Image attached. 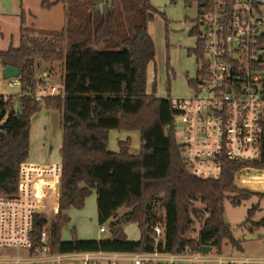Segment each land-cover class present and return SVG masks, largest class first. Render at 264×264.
I'll return each instance as SVG.
<instances>
[{
	"label": "trees",
	"instance_id": "1",
	"mask_svg": "<svg viewBox=\"0 0 264 264\" xmlns=\"http://www.w3.org/2000/svg\"><path fill=\"white\" fill-rule=\"evenodd\" d=\"M56 2L64 4L65 23L60 30L22 24L19 44L0 49V64L18 68L20 81V95L0 94L1 195L12 196L17 190L19 165L29 154L34 114L42 108L60 113L57 209L50 217L36 215L35 241L45 228L51 251L62 253L138 252L154 247L180 252L187 246H211L222 252L224 239L240 247L223 218L224 201L239 204L252 194L264 195L235 183V173L244 166L264 168V121L257 158L225 160L218 178L193 175L182 162L170 100L156 95L155 79L146 89L147 67L154 60L149 16L164 17V13L150 0H41V5ZM188 32L195 34L194 29ZM188 52L197 54L193 47ZM53 62L60 63L61 93L38 100L32 95L44 76H36L35 66ZM111 129L138 130L139 151L129 152L128 138L118 141L117 151L110 150ZM93 190L97 222H106L109 235L81 239L72 233L70 239H61V228L69 222L67 210L82 208ZM121 207L125 210L118 216ZM257 208L258 202L252 203L241 225L261 222L251 219ZM128 222L137 224V239L127 238L124 225ZM195 222L199 226L191 235ZM156 224L161 228L157 242Z\"/></svg>",
	"mask_w": 264,
	"mask_h": 264
},
{
	"label": "built area",
	"instance_id": "2",
	"mask_svg": "<svg viewBox=\"0 0 264 264\" xmlns=\"http://www.w3.org/2000/svg\"><path fill=\"white\" fill-rule=\"evenodd\" d=\"M195 15L196 72L191 94L169 99L172 125L180 124L181 158L188 171L200 178H218L225 160L244 162L259 156L261 123L264 121V0H192ZM44 76H51L45 72ZM3 78V77H2ZM17 86L18 77L3 78ZM44 77L36 99L61 93L60 84ZM20 95V92L19 94ZM176 133V131H175ZM60 162L33 163L26 159L18 168L17 190L0 194V264H65L82 259L98 264L96 254L111 255V264H255L264 258L233 256L212 249L187 246L180 252L153 248L138 252H52L45 228L33 235L35 217L48 213L47 198L59 190ZM154 241L161 235L153 226ZM100 224L98 232H104Z\"/></svg>",
	"mask_w": 264,
	"mask_h": 264
},
{
	"label": "rangeland",
	"instance_id": "3",
	"mask_svg": "<svg viewBox=\"0 0 264 264\" xmlns=\"http://www.w3.org/2000/svg\"><path fill=\"white\" fill-rule=\"evenodd\" d=\"M9 1L10 10H7L0 1V49L19 44L21 39L19 29L22 24L36 29L60 30L65 23L64 4L62 2H56L50 7H45L41 5V0ZM150 2L156 9L164 13V17L159 14L149 16L148 31L154 41V60L147 67L146 89L150 90L151 83L155 79L156 95L158 97L168 99L188 97L191 94L189 81L195 75L197 65L195 55L188 52V48H192L195 43L194 37L188 32L191 26L190 19L195 15V5L191 0L189 3L186 0H150ZM22 12L23 23L21 22ZM49 68L51 76L41 74V72H47ZM167 72L169 75H167ZM35 73L37 77L41 75L49 77L48 81L59 85L60 63L53 62L42 64L39 67L35 66ZM17 92V86H7L4 79L0 77V94H6L7 96L11 94V97H15ZM48 112L51 114V124L55 126L56 133L59 134L58 138H60V113L58 110L42 108L32 117L31 121ZM179 127L180 124L176 123L175 131L178 142L183 139L178 133ZM128 135L130 136L131 150H138L140 148L139 131L132 130ZM58 140L56 139L57 142ZM110 140L108 145L111 146V143H113L116 146V141L113 142L112 138ZM57 142L52 145V148H49V145L43 148L41 144L44 143V140L40 139V144L37 146L38 151L49 158V162L55 159H57L56 162L59 161V152L56 148ZM47 143L49 142H45V144ZM245 167L247 166L235 173V178L238 175L252 172L245 169ZM56 194V192H50L48 195L46 208L48 214L55 209ZM255 202H258V208L251 219L256 223L261 222L241 225L246 218L247 209ZM124 210L125 208L121 207L116 214L120 216ZM67 215L69 216V222L60 231V237L63 240L70 239L72 233L76 237L82 235L87 236V238H103L109 235L106 222L103 223L105 231L98 232L100 224L96 218V196L94 191L85 198L82 208L70 207ZM223 218L229 223L233 237L239 240L240 247L236 248L227 239H224L221 246L222 253L238 254L255 259L264 258V195L258 197L252 194L239 204H233L229 200H225ZM198 226V222L193 224L195 230L191 232V235H194ZM124 232L130 239H137L140 234L135 222L126 223ZM93 256L98 257L94 259L98 264H111V255L93 253ZM69 262L71 264H83L82 259H71ZM117 262L118 264H129L128 259H119ZM255 264L264 263L256 262Z\"/></svg>",
	"mask_w": 264,
	"mask_h": 264
},
{
	"label": "crops",
	"instance_id": "4",
	"mask_svg": "<svg viewBox=\"0 0 264 264\" xmlns=\"http://www.w3.org/2000/svg\"><path fill=\"white\" fill-rule=\"evenodd\" d=\"M3 68L4 67L0 64V77H2ZM44 73L45 72H41V74H44ZM16 94H19V88H18V92ZM3 95H4V97L7 96L6 94H3ZM36 114H34V115H36ZM46 121L49 123H47ZM130 131H132V130H116V129L109 130L108 131V141H111L110 139L112 138L113 142L116 141V146H114V144L111 143L112 145L111 146L108 145V148L110 150L116 151V149H118V141L125 140L126 138H128L130 140V136L128 135ZM58 136H59V134L56 133L55 126L51 124V114L49 112L46 113L45 115L38 116V118H36V120L33 119V121H31V123H30V128H29V154H28V157L26 158V160L33 162V163L49 162L48 161L49 158L45 154H41L38 151L37 146L40 144V139H43L44 143H42L41 146L44 148L47 145H49V148H52V145L57 142L56 139H59L57 142V145H56V148H58V152H59V146H60V141H61V130H60V138H58ZM47 141L49 143L45 144V142H47ZM54 141H56V142H54ZM129 143H130V141H129ZM128 149H129V152L132 154H136L139 151V149L134 150V151L131 150L130 144H129ZM56 160L57 159H55L53 161H56ZM58 160H59L58 162H60V155H58ZM245 169L251 170L252 172H250L248 174L247 173L241 174V176L238 175L239 178H238V176L235 178L236 185H238L241 188L250 189L252 191L264 192V168H254V167H248L247 166V167H245ZM56 193L57 194H56V199H55V209L52 212H50V214L55 213L56 209H57L58 191ZM79 237L81 239H89V238H87V236L79 235ZM79 237H77V238H79ZM82 237H85V238H82ZM92 238H94V237H92ZM127 238H128V236H127ZM128 239H130V238H128ZM66 240H68V239H66ZM233 256H240V255L233 254ZM65 264H71V263L66 262Z\"/></svg>",
	"mask_w": 264,
	"mask_h": 264
},
{
	"label": "water",
	"instance_id": "5",
	"mask_svg": "<svg viewBox=\"0 0 264 264\" xmlns=\"http://www.w3.org/2000/svg\"><path fill=\"white\" fill-rule=\"evenodd\" d=\"M1 3L6 7L7 10H10V1L9 0H0ZM19 76V69L12 66V65H6L3 68L2 71V77L3 78H10V77H18ZM51 214L48 215L50 217ZM201 252L206 253L211 249V246H201L200 247Z\"/></svg>",
	"mask_w": 264,
	"mask_h": 264
}]
</instances>
